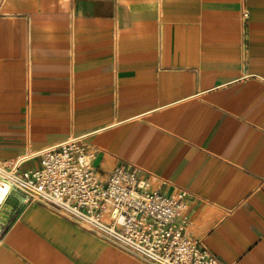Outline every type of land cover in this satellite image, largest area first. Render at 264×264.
Returning a JSON list of instances; mask_svg holds the SVG:
<instances>
[{
    "label": "crops",
    "instance_id": "crops-1",
    "mask_svg": "<svg viewBox=\"0 0 264 264\" xmlns=\"http://www.w3.org/2000/svg\"><path fill=\"white\" fill-rule=\"evenodd\" d=\"M70 138L102 178L186 189L223 264H264V0H0V163ZM0 228V264H152L17 193Z\"/></svg>",
    "mask_w": 264,
    "mask_h": 264
},
{
    "label": "built area",
    "instance_id": "built-area-1",
    "mask_svg": "<svg viewBox=\"0 0 264 264\" xmlns=\"http://www.w3.org/2000/svg\"><path fill=\"white\" fill-rule=\"evenodd\" d=\"M39 155V166L33 169L0 163V209L17 193L23 201L55 208L152 264H223L186 231V189H153L151 175L128 164L102 178L75 138Z\"/></svg>",
    "mask_w": 264,
    "mask_h": 264
}]
</instances>
